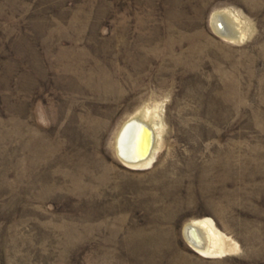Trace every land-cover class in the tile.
Wrapping results in <instances>:
<instances>
[{
  "label": "rangeland",
  "instance_id": "obj_1",
  "mask_svg": "<svg viewBox=\"0 0 264 264\" xmlns=\"http://www.w3.org/2000/svg\"><path fill=\"white\" fill-rule=\"evenodd\" d=\"M0 264H264V0H0Z\"/></svg>",
  "mask_w": 264,
  "mask_h": 264
},
{
  "label": "bare ground",
  "instance_id": "obj_2",
  "mask_svg": "<svg viewBox=\"0 0 264 264\" xmlns=\"http://www.w3.org/2000/svg\"><path fill=\"white\" fill-rule=\"evenodd\" d=\"M147 115L148 114L144 112L143 114L141 113L139 117H132L124 124L117 137V153L119 158L130 168L140 169L146 166L148 167L152 160L155 147V134L153 130L154 127L148 120ZM145 127L152 132L153 140L151 146H148L147 156H144V146L146 143ZM206 225L205 222L192 223L188 224L185 228L189 243L200 254L210 253L211 247L213 246H210L209 242L214 237V233L212 232L213 230ZM194 231H199L201 238L200 236L198 237Z\"/></svg>",
  "mask_w": 264,
  "mask_h": 264
},
{
  "label": "water",
  "instance_id": "obj_3",
  "mask_svg": "<svg viewBox=\"0 0 264 264\" xmlns=\"http://www.w3.org/2000/svg\"><path fill=\"white\" fill-rule=\"evenodd\" d=\"M144 132H145V136H146V143H145V146H144V154H145L144 156H147L148 146L149 147L151 146L153 140H152V132L148 128L145 127L144 128ZM118 158H119V156H118ZM120 160H122V159H120Z\"/></svg>",
  "mask_w": 264,
  "mask_h": 264
}]
</instances>
